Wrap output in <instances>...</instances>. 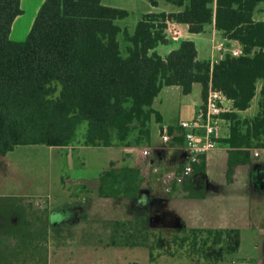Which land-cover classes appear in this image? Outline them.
Segmentation results:
<instances>
[{"label": "trees", "instance_id": "obj_1", "mask_svg": "<svg viewBox=\"0 0 264 264\" xmlns=\"http://www.w3.org/2000/svg\"><path fill=\"white\" fill-rule=\"evenodd\" d=\"M103 1L45 0L27 38L14 41L10 34L22 13L21 0H0V155L19 145L67 147L82 122H87L85 145H149L153 117L162 120L153 108L162 88L179 86L189 94L200 83L204 110L210 91L233 103L232 111L222 114L231 122L225 140L231 147L230 179L238 164L249 161L251 148H264V85L258 113L249 119L238 114L250 107L258 83L264 82V21L254 19L264 0H163L182 10L146 13L132 33L117 24L130 12ZM147 1L158 6L160 0ZM169 23L187 24L191 33H203L214 24L224 38L242 45L243 54L227 53L215 63L200 60L195 42L182 40L178 49L162 57L155 49L169 42ZM54 84L60 88L56 97ZM114 165L101 173L98 195L138 199L141 169ZM197 168L203 170L204 163ZM18 198L0 196V264H49L52 213ZM108 225L105 246H143L150 257L156 247H164L161 239L156 246L149 243L144 216ZM177 230L174 239L181 246H199L206 259L221 260L223 252L234 254L241 244L238 228L184 225Z\"/></svg>", "mask_w": 264, "mask_h": 264}, {"label": "crops", "instance_id": "obj_2", "mask_svg": "<svg viewBox=\"0 0 264 264\" xmlns=\"http://www.w3.org/2000/svg\"><path fill=\"white\" fill-rule=\"evenodd\" d=\"M44 1L45 0H21L22 13L16 17L12 25L10 34V38L12 40L24 41L27 38L37 13ZM162 1L163 0L159 1L158 6H152L150 4L151 9H148L144 14L152 12L170 13L182 10V8L177 6L176 8L162 7ZM103 4L110 6L108 5L107 0H104ZM34 6H36L33 10L35 17L31 26L27 27V21L23 19L24 14L26 12V8L31 9ZM114 7L125 9L121 6ZM258 10L259 7L254 13V19L256 21H264V18L257 17ZM169 27L178 29L180 31V36L177 39L168 38L169 42L167 44H160L156 47L155 51L162 57H166L169 52L178 48L179 45H176V43L181 42L182 40L194 41L198 50V58L200 60H211L214 63L223 59L227 53H230V50L242 48V45L237 41H231L224 38L221 33L216 30L214 24L208 25L203 33H191L187 24L170 23ZM128 32L132 33L130 30H128ZM161 45H167L168 48H163L162 51H160L159 49ZM263 85V81L258 83L257 92L255 97L252 99L250 107L244 111H238V114L241 118H253L258 113L260 90ZM232 105V101L224 96L221 101L223 112L217 117L213 116L211 119L212 124L217 125V132L214 134L216 147L212 151L202 156L200 163L195 165L193 174L188 177L183 184H177L174 186V191L172 193H163L160 190L162 189V183L158 179L157 174L151 172L150 179L146 182L150 187H145V182H143L140 188V196L136 200L121 197L109 198L99 196L98 187L101 173L111 167V163H115L114 166H116V168H121L124 165L137 166V147L150 148L152 150L150 162L159 166L164 171H171L176 168H180L185 164L186 142L184 138V130L180 126V123L183 121L198 122L201 118H203L202 113H204L206 109L204 110V101L202 99V85L200 83H195L193 85L192 92L189 94H183L179 86H165L162 88L153 103V108L161 114L162 120L161 122H157L153 117L151 121L152 135L150 144L146 146L134 147H104L110 151L109 164L108 166L101 169L97 185H94L92 189L85 182L82 183V185H85L89 189L87 190V197L91 196L95 201L94 203L98 202L104 204L107 211L101 210L100 212L99 210L93 209L90 212V210H88L89 207L85 204L86 197H79L80 202H78V204L81 205L82 208L80 209L77 207L76 211H74L72 214L73 218L79 222L75 224L77 228L79 226L81 229H84L82 232L89 229L91 232L89 235L93 236V234H95L98 238L102 233L109 237L111 234V228L108 225L109 221L134 220V212L137 214L138 210L141 209L140 211H142L144 209V205L146 203H151L152 200L154 203H152L153 207L151 208L150 212L154 210V213L162 216V218L169 222V225L175 229H180L185 225L186 227L189 226L192 228H238L241 230V228L246 227L248 224L255 223L257 218L263 217H260L259 210H264V206H261L264 196L259 198V205L256 207L253 206L250 210H246L244 207H237L233 214L227 212L228 207H223V205L216 207L214 205L215 201L223 202L224 200L228 199L229 196L226 194V192H229V195H231V192H234V190L230 189L228 186H234L236 183L240 184L241 179L243 181H249L248 188L250 190L253 182H257V179L260 181V178L257 177V174L264 170V162H261V156L264 154V148L255 146L250 149L251 154L249 161L238 164L235 167L230 179L227 176L228 160L230 157L231 147L225 142V140L230 137L231 122L224 118L222 114L232 111ZM194 129L197 134H204V128L200 124H197ZM165 134L170 137V141L167 143L162 139ZM254 143H257V141ZM245 149L246 147H244V150ZM256 150L259 152L258 156L254 155ZM126 155L131 157H129L127 160H124V156ZM201 163H204L203 170L197 168V166ZM217 171L221 172L220 177L214 178V175H216L215 173ZM214 181H217L221 184V190L217 189L210 196V191H212ZM235 187L237 188L238 186ZM190 192L192 193L191 197L186 196V194L188 195ZM12 196L22 197L27 195L19 194ZM41 197L50 198V194ZM212 197H214V201ZM249 197H252L254 202L257 201L255 195L251 194ZM69 198L71 199V197ZM129 205H131V207ZM134 206L136 209L135 211H133ZM110 212L111 214H109ZM91 213H93V216H91ZM141 216L146 218L149 217L146 216V214H142ZM176 217L177 220H175ZM83 218L88 220H83ZM96 218L99 220H94ZM64 236L63 239L65 240L66 237ZM96 236L93 237L96 238ZM88 243H91L90 239H88ZM111 247L116 249L135 248L105 246L104 244L102 249L106 250Z\"/></svg>", "mask_w": 264, "mask_h": 264}, {"label": "rangeland", "instance_id": "obj_3", "mask_svg": "<svg viewBox=\"0 0 264 264\" xmlns=\"http://www.w3.org/2000/svg\"><path fill=\"white\" fill-rule=\"evenodd\" d=\"M107 2L110 6H121L130 11V15L125 19L117 20V24L132 32L138 21L142 19L143 14L151 9L147 0H107ZM161 4L162 7L176 8L175 5L164 1ZM35 7L26 8L23 19L27 21V27H30L33 22ZM258 7L257 17L264 18V2L260 3ZM119 41L123 46L125 42L122 34L119 36ZM176 45L180 46V42H177ZM163 48L168 47L161 45L159 50L162 51ZM54 87L56 93L53 96L56 97L60 88L57 84H54ZM86 129L87 122L80 123L75 140L68 147L55 148L43 144L19 145L13 151L0 155V196L27 195L18 199L26 203L34 202L37 206L47 207L52 213L50 221L53 222L54 229L50 238L52 244L50 246L49 264H264V210L260 208V217H263L257 218L255 223L241 228V244L238 251L234 254L223 252L224 256L221 257V260L206 259L199 251V246L193 247L191 243L181 246L180 240L174 239L175 235L180 234V231L171 227L169 222L154 213V210L150 212L153 207V200L151 203H146L142 211H140L141 209L138 210L137 214L134 212V217L142 214L149 216L147 218L149 243L156 246L158 240L161 239L164 243L163 248L156 247L152 257H150L149 249L143 246L125 249L112 247L106 250L102 249L104 243L108 241L106 234L102 233L99 238L93 234L96 239L89 235L91 234L89 229L82 232L84 229L79 226L77 228L75 224L79 222L72 216L77 207L82 208L78 202H80L79 197L83 196L86 197L85 204L89 207L90 212L93 209L100 212L101 210L107 211L104 204L94 203L95 201L91 196L87 197L86 194L89 189L82 183L85 182L92 189L94 185H97L101 169L109 164L110 151L104 147L95 148L85 145L84 134ZM136 153L139 152L136 151ZM129 157L131 156H124V160ZM261 158V162H264V154ZM136 165H138V160ZM220 173L217 171L214 178H219ZM146 182L145 187L149 186ZM248 182L241 179L240 184L228 186L234 192H231V195L226 192L229 196L228 199L223 202L215 201L214 205L216 207L222 205L228 207L227 212L230 214H233L237 207L250 210L253 206L259 205V198L264 196V183L257 179V182H253L250 187V192ZM161 188L160 190L166 193L162 185ZM217 189L221 190V184L214 181L210 196ZM47 194H50V198L41 197ZM248 194L249 196L255 195L257 201L254 202ZM191 195V192L186 194L190 197ZM4 199H0V204L3 203ZM212 199L214 201V197ZM262 202L261 206H264V199ZM129 206L131 207V205ZM135 210L134 206L133 211ZM92 214L91 216H93ZM83 220L88 219L83 218ZM63 236L66 237L65 240ZM88 239H90L91 245L88 243ZM220 246H217L216 250Z\"/></svg>", "mask_w": 264, "mask_h": 264}, {"label": "built area", "instance_id": "obj_4", "mask_svg": "<svg viewBox=\"0 0 264 264\" xmlns=\"http://www.w3.org/2000/svg\"><path fill=\"white\" fill-rule=\"evenodd\" d=\"M166 34L168 38L177 39L180 36V31L176 28L168 27ZM230 53L233 56H240L243 54V50L242 48H236L230 50ZM223 98L224 95L221 92L210 91L206 113H202L203 118L198 122L183 121L180 123V126L184 130L186 142V162L182 167L171 171H164L159 166L150 162L152 156V150L150 148H137L139 152L137 156V167L141 169V174L144 179L143 182H146V180L148 181L151 172H154L162 183L165 192L172 193L174 191V186L183 184L184 181L193 174L194 167L196 164L200 163L202 156L216 147L214 134L217 132V125L212 124L211 119L213 116L217 117L223 112V107L221 106ZM197 124L203 126V135H199L195 132L194 127ZM162 139L166 143L170 141V137L167 134H165ZM254 155L258 156L259 152L256 150Z\"/></svg>", "mask_w": 264, "mask_h": 264}, {"label": "flooded vegetation", "instance_id": "obj_5", "mask_svg": "<svg viewBox=\"0 0 264 264\" xmlns=\"http://www.w3.org/2000/svg\"><path fill=\"white\" fill-rule=\"evenodd\" d=\"M257 177H259L260 181L264 183V170L259 172V174H257Z\"/></svg>", "mask_w": 264, "mask_h": 264}]
</instances>
